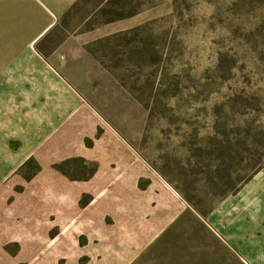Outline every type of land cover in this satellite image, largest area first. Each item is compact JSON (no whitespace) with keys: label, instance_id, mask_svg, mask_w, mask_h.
<instances>
[{"label":"rangeland","instance_id":"1","mask_svg":"<svg viewBox=\"0 0 264 264\" xmlns=\"http://www.w3.org/2000/svg\"><path fill=\"white\" fill-rule=\"evenodd\" d=\"M47 8L0 0L50 61L0 88V264H264V0Z\"/></svg>","mask_w":264,"mask_h":264},{"label":"crops","instance_id":"2","mask_svg":"<svg viewBox=\"0 0 264 264\" xmlns=\"http://www.w3.org/2000/svg\"><path fill=\"white\" fill-rule=\"evenodd\" d=\"M47 4L49 5L50 8L48 9L49 15L47 17V25L46 27L42 30L44 32L45 29H47L50 25L58 22V20L64 16L74 5H76L80 0H46ZM41 32V33H42ZM35 39H32L31 42H0V79L4 80L6 79L5 82V87H0V88H5L8 92V88H12V85L10 84L11 81L8 79L9 74L12 71L16 69L15 66H11V64H16V63H21V64H39V67L46 66L47 67V62H50L47 58H44V56L40 55L38 52H36L33 47L36 44ZM43 64V65H42ZM32 66V65H29ZM25 67V66H24ZM22 68V67H21ZM48 69V68H47ZM46 68H44L41 71L38 70H32L30 71H35L39 74H45V72L48 74L50 78H52L54 81H57L56 75L48 71ZM10 82V83H9ZM4 93H8L3 91ZM26 133V128L21 126L19 129L16 128L14 125L8 124L7 126H0V138L1 141L4 143L14 142V140H19V141H24L23 135L22 134ZM45 143V142H44ZM44 143L42 146H34L33 144L31 145H25L27 148L25 149L26 155L23 156V159L28 160L30 158H38L39 155L43 154V152H40V150L43 148ZM2 157V156H0ZM9 159L12 158V156L9 155ZM67 157H65L66 159ZM24 161V162H25ZM23 162V163H24Z\"/></svg>","mask_w":264,"mask_h":264}]
</instances>
